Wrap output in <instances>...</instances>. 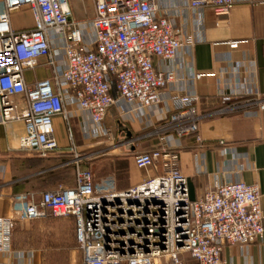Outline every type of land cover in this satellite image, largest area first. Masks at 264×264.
<instances>
[{"label": "built area", "instance_id": "built-area-1", "mask_svg": "<svg viewBox=\"0 0 264 264\" xmlns=\"http://www.w3.org/2000/svg\"><path fill=\"white\" fill-rule=\"evenodd\" d=\"M74 1L5 0L0 14V125L22 122L19 150L42 158L59 153L53 121L58 116L68 119L66 104L74 103L88 115L94 137L112 140L111 132L102 128L108 111L119 101L134 111L158 105L163 91L174 89L176 75L156 71L154 60L171 62L180 50L194 45L171 20L157 14L154 0H91L94 14L81 21L73 17ZM234 3L211 0L215 17H227ZM21 8L31 12L34 25L29 32L15 33L9 14ZM88 29L92 37L86 43ZM49 35L64 42L65 68L26 85L24 71L35 68L39 59L51 60ZM16 95L25 98L24 110L12 102ZM258 96L242 106L230 104L236 95L222 93L216 114L251 105L263 110ZM169 100L172 111L160 119L163 131L201 144L198 99L172 95ZM72 150L73 188L45 191L38 202L32 195L18 196L12 214L0 218L1 258L12 251L17 224L46 217L73 219L81 264H185L184 255L194 264H231L222 259L225 246L244 247L264 236L257 186L228 182L192 201L173 146L133 155L138 170L152 169L156 175L125 190L94 185L92 172L81 164L96 155Z\"/></svg>", "mask_w": 264, "mask_h": 264}, {"label": "crops", "instance_id": "crops-1", "mask_svg": "<svg viewBox=\"0 0 264 264\" xmlns=\"http://www.w3.org/2000/svg\"><path fill=\"white\" fill-rule=\"evenodd\" d=\"M154 2L158 15L166 16L194 40L191 49L180 50L171 62L154 60L156 71L175 73L174 89L164 90L161 102L148 109L134 111L131 105L119 101L102 124L111 132L109 141L102 135L94 137L88 115L74 103L66 104L68 119L58 116L53 121L59 153L52 158L19 150L18 143L24 135L22 122L0 125V218L12 214L18 196L32 195L38 202L45 191L73 188L72 147L82 156L96 155L81 164L84 169L91 165L88 170L91 169L93 183L100 182L96 186L125 190L156 175L152 169L138 170L133 155L173 146L192 201L201 199L215 185L240 180L258 187L264 215V109L251 105L233 113L216 114L222 93L236 95L230 104L242 106L254 103L258 94L264 105V0H235L225 18L215 17L211 0ZM4 3L0 0V14ZM71 7L78 21L94 14L91 0H76ZM80 10L82 16L78 15ZM33 25L26 8L9 14V26L15 33L29 32ZM49 37L51 60L39 59L35 68L24 71L26 85L50 79L65 68L64 42L53 35ZM91 37L88 29L85 42H90ZM233 43L236 46H231ZM196 74L204 77L197 80ZM172 95L198 99L195 107L200 116L201 144H196L193 137L178 140L173 133L163 131L160 119L167 110L172 111ZM11 100L20 110L25 109L22 95ZM184 258L186 264H194ZM222 259L231 264H264V236L244 247L225 246ZM0 264H35V255L17 252L12 242L10 255L0 257Z\"/></svg>", "mask_w": 264, "mask_h": 264}, {"label": "rangeland", "instance_id": "rangeland-1", "mask_svg": "<svg viewBox=\"0 0 264 264\" xmlns=\"http://www.w3.org/2000/svg\"><path fill=\"white\" fill-rule=\"evenodd\" d=\"M82 13L80 10L78 15L82 16ZM130 176L133 179V172ZM102 181L107 182V179ZM99 183L94 181L95 185ZM12 242L17 252L34 253L35 264H81L74 237V221L70 217H46L32 223H19L13 232ZM185 256L188 255L183 258Z\"/></svg>", "mask_w": 264, "mask_h": 264}, {"label": "trees", "instance_id": "trees-1", "mask_svg": "<svg viewBox=\"0 0 264 264\" xmlns=\"http://www.w3.org/2000/svg\"><path fill=\"white\" fill-rule=\"evenodd\" d=\"M187 257H188V256H187ZM187 257H186V258H187ZM184 259H185V258H183V261L185 262V260H184ZM188 259H190V257H188ZM190 260H191V259H190ZM185 264H186V262H185Z\"/></svg>", "mask_w": 264, "mask_h": 264}]
</instances>
